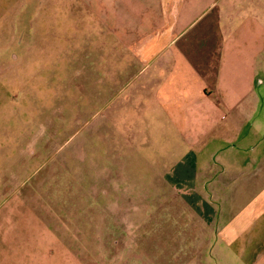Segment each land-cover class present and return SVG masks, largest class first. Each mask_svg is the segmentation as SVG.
Here are the masks:
<instances>
[{
  "label": "crops",
  "instance_id": "0c3cea01",
  "mask_svg": "<svg viewBox=\"0 0 264 264\" xmlns=\"http://www.w3.org/2000/svg\"><path fill=\"white\" fill-rule=\"evenodd\" d=\"M73 2L98 21L102 39L115 41L111 51L120 64L112 100L120 105L129 89L124 98L142 111L128 118L143 123L132 133L210 137L216 131L239 143L263 138L264 0ZM124 57L132 61L122 67ZM193 152L187 156L196 158ZM178 164L171 181L187 191L175 207L154 212L151 227L143 229L145 218L136 221L143 234L135 242L112 240V222L81 224L75 207L50 225L33 191L17 186L7 195L0 185V264H264V238L254 230L264 214V186L233 187L241 176L234 166L219 173L230 171L229 182L205 173L196 183V163ZM257 174L254 180L263 178Z\"/></svg>",
  "mask_w": 264,
  "mask_h": 264
},
{
  "label": "rangeland",
  "instance_id": "374dc122",
  "mask_svg": "<svg viewBox=\"0 0 264 264\" xmlns=\"http://www.w3.org/2000/svg\"><path fill=\"white\" fill-rule=\"evenodd\" d=\"M73 3L0 0V185L6 194L17 186L20 193L33 191L50 225L75 207L81 224L112 222V240L135 242L143 234L136 221L145 218L147 226L138 227H151L154 212L175 207L187 191L171 181L180 162L196 163V183L205 173L229 182L230 171L219 173L234 166L241 176L230 185L264 186V173H256L259 180L251 175L264 167V130L263 138L241 143L216 131L210 137L132 133L143 123L128 118L142 111L124 98L129 89L120 105L112 100L120 64L111 51L115 41L102 39L98 21ZM127 60L132 57L122 67ZM190 149L196 158L187 156ZM256 218L254 230L263 239L264 214ZM142 254L149 252L142 248Z\"/></svg>",
  "mask_w": 264,
  "mask_h": 264
}]
</instances>
